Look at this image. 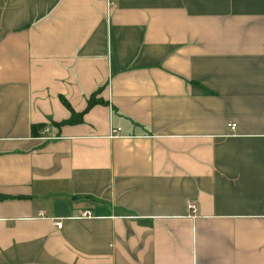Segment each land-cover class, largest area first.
<instances>
[{
  "label": "crops",
  "instance_id": "obj_1",
  "mask_svg": "<svg viewBox=\"0 0 264 264\" xmlns=\"http://www.w3.org/2000/svg\"><path fill=\"white\" fill-rule=\"evenodd\" d=\"M0 264H264V0H0Z\"/></svg>",
  "mask_w": 264,
  "mask_h": 264
},
{
  "label": "built area",
  "instance_id": "obj_2",
  "mask_svg": "<svg viewBox=\"0 0 264 264\" xmlns=\"http://www.w3.org/2000/svg\"><path fill=\"white\" fill-rule=\"evenodd\" d=\"M107 1L108 2H113L115 0H107ZM230 128H231L232 131H234L237 128L236 123H231L230 124ZM51 130H52V126L50 124H46L45 127L39 131V133H40L39 137H41L43 139L52 138V136L48 135L51 132ZM117 132H119L118 129L117 130H113V133H117ZM189 209L191 210V212L193 214H196V212H197V205H196V203L194 201L189 202ZM42 216H44V215H42ZM88 217H92L91 211H83L81 213V215L78 216L77 218H88ZM55 224L60 229L63 227V222L60 219L55 220Z\"/></svg>",
  "mask_w": 264,
  "mask_h": 264
},
{
  "label": "trees",
  "instance_id": "obj_3",
  "mask_svg": "<svg viewBox=\"0 0 264 264\" xmlns=\"http://www.w3.org/2000/svg\"><path fill=\"white\" fill-rule=\"evenodd\" d=\"M63 102L67 107L71 108L69 103L65 99L63 100ZM100 103H104V101L102 99H97L96 97H92L88 103L87 109L80 113H74L72 117L68 121H66L65 124H76L82 122L85 113L88 112L92 107ZM45 125L46 124L34 125L32 127L34 136H39L40 135L39 131L43 129Z\"/></svg>",
  "mask_w": 264,
  "mask_h": 264
}]
</instances>
